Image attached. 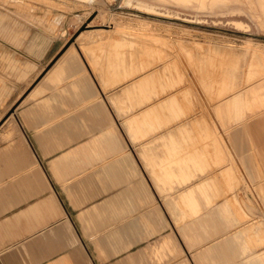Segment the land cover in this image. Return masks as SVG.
<instances>
[{
    "label": "crops",
    "instance_id": "crops-1",
    "mask_svg": "<svg viewBox=\"0 0 264 264\" xmlns=\"http://www.w3.org/2000/svg\"><path fill=\"white\" fill-rule=\"evenodd\" d=\"M12 8L0 13V264H264L263 56L221 50L233 91L219 97L192 64L181 86V56L160 63L165 42L135 29L72 40L74 9Z\"/></svg>",
    "mask_w": 264,
    "mask_h": 264
},
{
    "label": "rangeland",
    "instance_id": "rangeland-1",
    "mask_svg": "<svg viewBox=\"0 0 264 264\" xmlns=\"http://www.w3.org/2000/svg\"><path fill=\"white\" fill-rule=\"evenodd\" d=\"M38 1L0 0V13L1 5L3 6L4 3L6 7H13L12 9L17 11L35 8H49L50 10L56 9V11L60 9L59 7L55 8V5L51 2L52 0H49V5L46 0ZM100 1L93 5L85 4L72 11H67L73 15L80 14L71 21L74 32L70 39L73 40L82 31L104 27L102 25H107L109 22L115 23L117 20H124L129 23L130 27L135 25L136 28L150 32L149 37L133 32L135 38L144 36L143 38L151 41L160 40L165 42L166 60L160 63L166 62L167 65H174L173 58L181 56V62L178 61L182 66L181 86L189 83L188 77L190 75L187 76L186 73H188L187 70L192 64L198 73L197 83L199 87L203 86V90L206 92L208 91L206 90L207 83H212L213 89L210 88V92L213 91L219 97L228 96V93L233 89L223 86L222 82L224 81L219 80L222 76L221 73H227V70L220 68L219 62L228 59L225 57L228 53H222L221 50L233 48L234 51L239 53L243 51L242 45H246L249 39L253 40L252 42L255 45L258 44L264 49V8L260 0H206L204 4L196 1L187 4L181 0H139L143 4L151 5L169 16L149 14L134 8H117L118 1L115 0ZM262 1L264 3V0ZM44 19V22L47 23L45 17ZM237 21L248 25V31L245 32L241 30L242 28H238L235 25ZM56 24L54 22V26ZM190 48L198 56L197 59L192 61L190 60ZM247 51L254 54L260 53L254 50ZM206 52H209V57L204 55ZM246 70H248V61L242 60L240 62L241 73L239 77L243 87L249 85L244 77ZM221 99L223 98L218 99V101Z\"/></svg>",
    "mask_w": 264,
    "mask_h": 264
},
{
    "label": "bare ground",
    "instance_id": "bare-ground-1",
    "mask_svg": "<svg viewBox=\"0 0 264 264\" xmlns=\"http://www.w3.org/2000/svg\"><path fill=\"white\" fill-rule=\"evenodd\" d=\"M38 1V0H37ZM41 1V0H40ZM38 1V2H40ZM45 1V0H43ZM82 1H86V2H91V1H95V0H82ZM115 1H118V7L117 8H134V9H137L139 11H143V12H146V13H149V14H154V15H164V16H169L167 14H165L164 12L158 10L157 8L151 6V5H145L143 4L141 1L139 0H115ZM183 3H191V2H199L200 4H204L206 2V0H181ZM47 4L49 5V0H46ZM54 5H55V8L56 7H59L60 9L62 8H66L68 10H71V9H75L77 7L75 6H72L68 3V1H65V0H52L51 1ZM261 4H262V7L264 8V3L262 0H260ZM42 3V2H41ZM72 4L74 2H71ZM46 4V3H45ZM79 4V3H78ZM77 5V3H76ZM81 5V4H80ZM81 7V6H80ZM54 8V6H53ZM65 9V10H66ZM236 11V10H235ZM116 13V12H115ZM171 17V16H170ZM114 18V17H113ZM187 20V19H186ZM113 21V20H112ZM235 25L238 27V28H242L241 30H244L245 32L248 31V25H245L243 22L241 21H237L235 23ZM107 26H110V27H114V29H117V30H131V28L133 29H136V27L132 26L130 27L129 23L125 22L124 20L123 21H115L114 22H109L107 24ZM112 29V28H111ZM144 30V29H143ZM113 31V29H112ZM128 31V30H127ZM133 31V30H131ZM100 32V31H99ZM116 32V31H115ZM118 32V31H117ZM130 32V31H129ZM135 32V34H137L138 32L137 31H133ZM142 33V32H141ZM141 33H138V35H140ZM83 34V33H82ZM145 34V33H144ZM106 35V34H105ZM132 35V34H131ZM143 35V34H141ZM147 35V34H145ZM144 37V36H143ZM149 37V36H148ZM253 41V40H252ZM250 39L246 42V45H242L244 49L246 50H254V51H258L260 52V54L263 56L262 58H264V49L263 47L261 46H258L255 45L253 42H252ZM124 42V41H123ZM126 45V44H125ZM229 46H234V45H229ZM234 51V50H233ZM249 53V51H247ZM228 53V52H227ZM221 54V52H220ZM230 56V55H229ZM219 58V57H218ZM226 59V58H225ZM216 60V59H215ZM223 65V64H222ZM211 136V135H210ZM219 142V141H218ZM214 143H217V142H214ZM216 160V159H215Z\"/></svg>",
    "mask_w": 264,
    "mask_h": 264
}]
</instances>
